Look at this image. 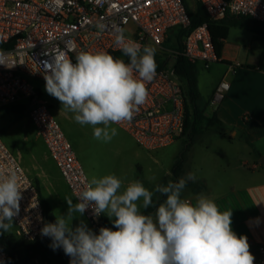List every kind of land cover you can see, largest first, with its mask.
<instances>
[{
	"label": "built area",
	"instance_id": "2783aa9c",
	"mask_svg": "<svg viewBox=\"0 0 264 264\" xmlns=\"http://www.w3.org/2000/svg\"><path fill=\"white\" fill-rule=\"evenodd\" d=\"M195 1L214 21L246 16L264 23V0ZM187 4V0H0V58L10 67L0 65V110L20 108L23 100L30 101V119L74 198L83 190L88 175L51 107L39 99L31 79L45 81V64L59 52L73 61L79 51L122 52L115 44V29L122 28L127 38L154 47L164 67L147 83V102L133 120L115 125L146 151L168 147L182 136L186 120L184 87L174 67L177 58L183 55L206 70L220 61L207 23L185 36L181 50L167 46L173 28L190 26ZM230 87L225 80L218 84L210 102L212 108H219ZM10 171L20 178L22 196L20 211L13 220L14 233L22 241H39L44 237L41 229L48 222L37 178L0 136V173ZM84 214L99 232L103 214L94 217L91 208ZM253 256L254 264H264V244ZM70 259L50 264H69ZM0 264H8V253L2 249Z\"/></svg>",
	"mask_w": 264,
	"mask_h": 264
},
{
	"label": "clouds",
	"instance_id": "9594fccd",
	"mask_svg": "<svg viewBox=\"0 0 264 264\" xmlns=\"http://www.w3.org/2000/svg\"><path fill=\"white\" fill-rule=\"evenodd\" d=\"M115 44L127 62L103 50L79 51L75 61L59 52L43 71L46 92L73 113L77 123L91 126L94 138L104 143L118 134L112 125L131 122L147 102V83L157 69L156 49L127 38L124 29H115ZM0 65L10 68L2 58ZM196 179L189 172L178 182L156 184L150 191L140 180L125 187L115 174L93 176L76 194L75 203L64 198L67 214L45 223L41 234L51 238L53 250L63 249L69 264H254L247 237L232 230V210L221 212L202 193L195 203L182 197ZM19 181L15 171L0 173V235L12 231L20 211ZM155 194L166 197L158 206ZM150 207L155 212H148ZM89 208L94 217L106 215L116 230L101 227L97 234L83 220L73 228V219Z\"/></svg>",
	"mask_w": 264,
	"mask_h": 264
},
{
	"label": "crops",
	"instance_id": "0c3cea01",
	"mask_svg": "<svg viewBox=\"0 0 264 264\" xmlns=\"http://www.w3.org/2000/svg\"><path fill=\"white\" fill-rule=\"evenodd\" d=\"M201 69L208 71L199 77L197 67L200 94L203 88H208L207 97L201 105L208 103L209 114H215L221 124L218 123L219 129L214 130L217 139L207 145V156L200 164L201 170L208 172L209 176L195 181L197 184H204L206 188L200 193L185 188L182 197L195 203L196 196L202 193L213 199L221 212L232 210V230L237 236L247 237L250 252L255 254L258 246L264 244V167L260 163L264 158V147L258 146L264 141V35H257L243 26H233L225 41L220 61L209 70H204L203 66ZM223 80L228 81L231 87L215 110L210 102L218 84ZM35 133L43 142L36 128ZM0 136L2 137L1 134ZM43 149L52 165V173L43 174L46 178L45 187L51 189H48L46 199L55 216L66 215L68 208L64 198L71 191L45 144ZM250 163L252 165L248 167ZM23 165L29 170L25 163ZM186 172L185 164L184 176L187 175ZM171 178L172 171L159 179L158 184H167L165 182ZM61 181L65 186L62 195L58 192ZM143 184L146 187V180ZM61 190L63 192L62 188ZM160 197L156 194L153 201ZM72 198L75 200L73 195ZM50 200L62 208H57V211ZM103 216L112 223L106 215ZM83 221L98 234L87 219L84 218ZM79 223L74 218L73 228Z\"/></svg>",
	"mask_w": 264,
	"mask_h": 264
},
{
	"label": "rangeland",
	"instance_id": "374dc122",
	"mask_svg": "<svg viewBox=\"0 0 264 264\" xmlns=\"http://www.w3.org/2000/svg\"><path fill=\"white\" fill-rule=\"evenodd\" d=\"M187 2L190 9L195 12L197 8L196 1L187 0ZM201 66V64L197 66L199 77L201 75L204 76L203 73L208 72L203 71ZM31 83L36 88L39 99L48 103L51 107L53 115L57 118L64 133L71 142L89 180L93 176L102 177L108 174H115L123 181L125 187L132 181L140 180L143 183L146 180V188L153 191L159 179L164 178L166 173L172 171L175 162L182 153H185L186 174L189 172L195 173L196 180H203L209 176L208 172L201 170L200 164L207 156V145L217 139L214 130L219 129V125L216 121L208 120L204 122L203 128L205 133L188 150H186L188 139L181 136L168 147L152 152L146 151L138 146L127 132L115 124L112 126L117 128L118 134L111 142L104 143L94 138L91 126H82L77 123L74 120L73 113L64 109L58 99L46 92L45 81L31 79ZM201 94L202 99L200 103L203 104L208 94V88H203ZM21 105L22 107L15 110L13 108L0 110V134L4 141L12 148L20 162L25 163L30 171L38 175L37 178L42 194L43 196L45 195V198H48L46 197L47 192L51 189L48 186L45 187L44 181L46 178L43 174L50 175L52 173V165L50 164L48 154L43 149V142L36 136L35 127L29 116V112L33 107L32 104L29 100H23ZM258 146L264 147V141ZM251 165L252 163L248 167H251ZM60 185L58 192L62 195L65 186L62 181ZM66 197L72 198L71 193L67 192ZM50 201L53 208H62L54 203L53 200ZM73 203H75L74 199ZM66 206L68 208L67 204ZM84 218L87 219L85 214L75 219L80 222Z\"/></svg>",
	"mask_w": 264,
	"mask_h": 264
},
{
	"label": "trees",
	"instance_id": "16d2710c",
	"mask_svg": "<svg viewBox=\"0 0 264 264\" xmlns=\"http://www.w3.org/2000/svg\"><path fill=\"white\" fill-rule=\"evenodd\" d=\"M188 13L190 15V26L175 27L171 31L167 46L171 48L182 49V43L185 36L197 26L207 23L212 34V39L219 58L222 56L225 41L228 39L230 30L233 26H243L257 35H264V23L253 20L246 16H235L225 18L221 21L212 20L205 8L198 2L196 11H192L187 4ZM114 58L124 59L126 62L128 58L122 52L111 54ZM155 60L157 70L164 67L163 58L159 53H155ZM175 71L184 87L186 97V120L182 136L187 137L186 150H188L194 142L202 136L205 131L203 128L204 122L214 120L221 124L215 114H209V104L201 105V94L198 87L197 65L192 64L185 56L180 55L175 63ZM16 108H13L15 110ZM251 145V144H250ZM185 153H182L179 159L175 162L172 168L171 181L178 182L179 178L185 175ZM165 181V180H164ZM188 189L194 193L202 192L206 186L204 184H197L189 182ZM40 189V186H39ZM41 201L44 207L46 219L48 223H54L56 216L52 211L49 201L43 196L40 189ZM166 197L161 196L158 200H154L155 206L163 202ZM155 207H150L147 211L155 212ZM101 227H108L116 230L107 218L102 217ZM13 231L0 235V249L7 251L8 264H50L53 261L62 262L69 256L65 255L62 248L53 250L50 245L52 243L50 237L44 236L39 241H22ZM99 233V232H98ZM22 241V242H21Z\"/></svg>",
	"mask_w": 264,
	"mask_h": 264
},
{
	"label": "water",
	"instance_id": "95a60500",
	"mask_svg": "<svg viewBox=\"0 0 264 264\" xmlns=\"http://www.w3.org/2000/svg\"><path fill=\"white\" fill-rule=\"evenodd\" d=\"M260 163H261L262 166L264 167V158H262V159L260 160Z\"/></svg>",
	"mask_w": 264,
	"mask_h": 264
}]
</instances>
